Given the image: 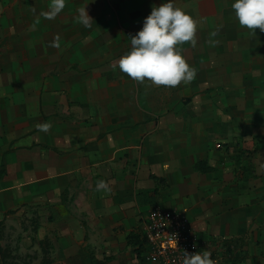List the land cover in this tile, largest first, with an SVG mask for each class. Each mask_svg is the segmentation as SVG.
Returning a JSON list of instances; mask_svg holds the SVG:
<instances>
[{"label": "crops", "instance_id": "crops-1", "mask_svg": "<svg viewBox=\"0 0 264 264\" xmlns=\"http://www.w3.org/2000/svg\"><path fill=\"white\" fill-rule=\"evenodd\" d=\"M50 2L0 0V223L36 228L40 241H53L57 264H152L128 236L161 205L206 236L243 242L223 264H264V165L249 154L238 166L219 150L228 136L216 121L168 113L157 125L137 110L157 104L156 93L112 67L130 51L132 27L167 0H67L47 20ZM173 2L194 8V0ZM85 4L91 28L76 20ZM251 36L254 53L264 33ZM201 161L212 171L196 170ZM99 181L108 189L97 191Z\"/></svg>", "mask_w": 264, "mask_h": 264}, {"label": "rangeland", "instance_id": "rangeland-1", "mask_svg": "<svg viewBox=\"0 0 264 264\" xmlns=\"http://www.w3.org/2000/svg\"><path fill=\"white\" fill-rule=\"evenodd\" d=\"M232 2L233 0H194V8L184 5L179 7L197 25L196 46L193 47L191 43L179 46L183 57L195 69V78L190 83H181L175 88L158 87L146 80V88L143 90L148 95L150 92L156 93L157 104L145 103L142 107L137 106V110L144 109L155 115L157 125L161 117L168 113L191 114L198 119L195 123L205 126L216 121L228 136V142L219 143V150L233 156H238L243 150V156L250 154L251 163L256 159L259 166H262L264 41L260 40L258 51H250L254 44L251 32L241 28L234 18ZM142 26L143 23L133 26V31L137 33ZM135 34L132 32L131 36ZM118 61L115 63L118 64ZM167 123L177 122L169 120ZM241 174H245L242 167L238 169V176ZM31 221L32 219L25 218L23 224L29 228L35 226ZM35 229L32 228L31 233H27L9 221L0 223V241L4 244L5 264H57L53 241H40L41 233ZM26 235L37 243L34 248L27 249L24 241H21Z\"/></svg>", "mask_w": 264, "mask_h": 264}, {"label": "clouds", "instance_id": "clouds-1", "mask_svg": "<svg viewBox=\"0 0 264 264\" xmlns=\"http://www.w3.org/2000/svg\"><path fill=\"white\" fill-rule=\"evenodd\" d=\"M67 0H51L47 11L41 15L47 20L55 19L65 8ZM89 3V2H88ZM87 3V4H88ZM85 4L78 9L76 20L85 28L92 27L93 18ZM231 8L241 28L255 35L256 29L264 33V0H233ZM196 22L183 9L176 7L173 0L162 2L152 8L143 20L142 28L130 37L131 49L122 55L116 67L130 79L143 83L150 81L155 86L175 88L181 83H190L196 75L181 54L180 45L191 43L196 46ZM58 47L57 43H53ZM38 130L47 132L48 124L37 125ZM105 181H99L96 190H107ZM183 264H213L208 251L189 254L185 251Z\"/></svg>", "mask_w": 264, "mask_h": 264}, {"label": "built area", "instance_id": "built-area-1", "mask_svg": "<svg viewBox=\"0 0 264 264\" xmlns=\"http://www.w3.org/2000/svg\"><path fill=\"white\" fill-rule=\"evenodd\" d=\"M138 234L143 245L142 258L152 264H183L185 251L189 254L208 251L213 264H223L244 251L240 240L206 236L183 211L167 210L161 205L154 206L141 218Z\"/></svg>", "mask_w": 264, "mask_h": 264}, {"label": "trees", "instance_id": "trees-1", "mask_svg": "<svg viewBox=\"0 0 264 264\" xmlns=\"http://www.w3.org/2000/svg\"><path fill=\"white\" fill-rule=\"evenodd\" d=\"M243 157H246V156H243V150H241L240 153L237 156V160H238L237 165L238 166H239V164L242 163L241 159ZM242 166H243L242 171H244V172L250 171L251 168H252L251 167V163L249 161H247L245 164H242ZM195 169L198 170V171H202V172H209V171H212L213 168L209 167L206 162L201 161V162L197 163ZM160 180H161V182H163L162 179H160ZM139 238H140L139 234H130L128 236V243H129V245H131L134 248V250L137 252L138 256L140 258H142L141 253H142V246L143 245H142V242L139 240ZM4 258H5V255H4Z\"/></svg>", "mask_w": 264, "mask_h": 264}]
</instances>
